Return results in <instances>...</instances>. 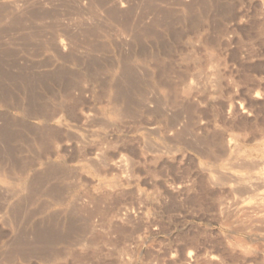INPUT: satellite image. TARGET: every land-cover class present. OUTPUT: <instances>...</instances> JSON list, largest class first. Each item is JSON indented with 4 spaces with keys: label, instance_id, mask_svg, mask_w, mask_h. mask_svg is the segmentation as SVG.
<instances>
[{
    "label": "rangeland",
    "instance_id": "1",
    "mask_svg": "<svg viewBox=\"0 0 264 264\" xmlns=\"http://www.w3.org/2000/svg\"><path fill=\"white\" fill-rule=\"evenodd\" d=\"M262 180L264 0H0V264H264Z\"/></svg>",
    "mask_w": 264,
    "mask_h": 264
},
{
    "label": "bare ground",
    "instance_id": "2",
    "mask_svg": "<svg viewBox=\"0 0 264 264\" xmlns=\"http://www.w3.org/2000/svg\"><path fill=\"white\" fill-rule=\"evenodd\" d=\"M60 46L63 47V48H65V46H63L62 43H60ZM261 178H262V177H261ZM261 182H264V180H262Z\"/></svg>",
    "mask_w": 264,
    "mask_h": 264
}]
</instances>
